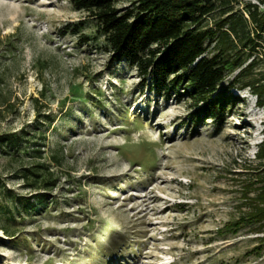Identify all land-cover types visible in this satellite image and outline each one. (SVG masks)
<instances>
[{"label":"rangeland","instance_id":"1","mask_svg":"<svg viewBox=\"0 0 264 264\" xmlns=\"http://www.w3.org/2000/svg\"><path fill=\"white\" fill-rule=\"evenodd\" d=\"M253 56L262 81L264 51ZM236 73L219 84L223 121L192 122L187 94L163 98L110 63L94 18L69 0H0V137L19 135L0 145L13 215L0 210V264H264L262 233L227 226L264 137V106L228 87ZM20 198L39 206L25 215Z\"/></svg>","mask_w":264,"mask_h":264},{"label":"trees","instance_id":"2","mask_svg":"<svg viewBox=\"0 0 264 264\" xmlns=\"http://www.w3.org/2000/svg\"><path fill=\"white\" fill-rule=\"evenodd\" d=\"M69 1L74 9L94 18L110 63L126 61L136 69L141 82L145 84L148 78V88L163 98L187 94L195 106L190 121L199 122L206 115L217 123L223 121L231 101L228 89L220 91L219 84L234 71L237 73L228 87L241 82L255 95L256 105L264 106V77L262 81L250 77L253 55L264 51V10L258 7L264 0L248 1L241 9H234L241 0H133L124 9L117 8L113 0ZM208 48L212 54L205 56ZM243 55L251 58L246 64ZM18 139L19 135L5 134L0 145L17 147ZM254 159L257 170L243 185V210L227 226H249L262 233L258 240L264 244V137ZM35 199L40 203L44 194ZM17 203L25 215L39 206L25 198ZM0 210L13 219L5 205H0Z\"/></svg>","mask_w":264,"mask_h":264}]
</instances>
